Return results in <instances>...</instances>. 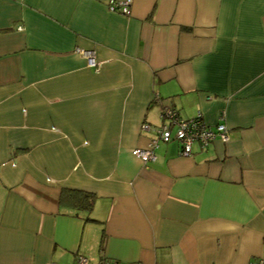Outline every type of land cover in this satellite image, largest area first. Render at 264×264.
<instances>
[{"label":"crops","instance_id":"crops-1","mask_svg":"<svg viewBox=\"0 0 264 264\" xmlns=\"http://www.w3.org/2000/svg\"><path fill=\"white\" fill-rule=\"evenodd\" d=\"M76 48L92 49L98 69ZM164 107L229 139L145 148ZM93 195L89 208L60 200ZM264 258V0H0V264Z\"/></svg>","mask_w":264,"mask_h":264},{"label":"built area","instance_id":"built-area-1","mask_svg":"<svg viewBox=\"0 0 264 264\" xmlns=\"http://www.w3.org/2000/svg\"><path fill=\"white\" fill-rule=\"evenodd\" d=\"M107 3L110 10L128 14L131 0H107ZM76 51L86 60L87 66L98 69L99 62L95 57L94 50L76 48ZM161 117L164 122L158 126L152 127L146 122L141 124V130H152L157 135L149 141L145 148L137 147L132 150V154L139 157L143 162L155 159L154 147L157 146L158 141L176 140L181 146V154L188 155L191 152L193 143H198L204 147L214 139L222 141L229 139L228 129L224 122L208 126L199 115L192 118H182L172 108L168 107L163 108ZM78 261L81 264H87V259L83 255H78ZM50 264L55 263L51 262ZM108 264L117 263L110 261ZM247 264H264V258H258L256 261Z\"/></svg>","mask_w":264,"mask_h":264},{"label":"trees","instance_id":"trees-1","mask_svg":"<svg viewBox=\"0 0 264 264\" xmlns=\"http://www.w3.org/2000/svg\"><path fill=\"white\" fill-rule=\"evenodd\" d=\"M92 199L93 195L91 193L80 190H64L60 195V200H65L75 207L89 208Z\"/></svg>","mask_w":264,"mask_h":264}]
</instances>
